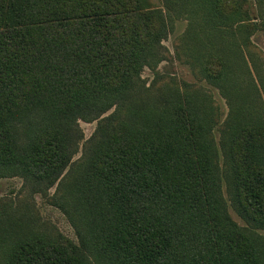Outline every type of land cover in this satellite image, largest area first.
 <instances>
[{
    "label": "trees",
    "instance_id": "obj_1",
    "mask_svg": "<svg viewBox=\"0 0 264 264\" xmlns=\"http://www.w3.org/2000/svg\"><path fill=\"white\" fill-rule=\"evenodd\" d=\"M163 3L0 0V180L56 186L77 238L2 210L0 264H264V103L243 51L264 19L248 0ZM181 19L175 59L225 88L221 149L211 99L141 79ZM79 121L97 126L72 162Z\"/></svg>",
    "mask_w": 264,
    "mask_h": 264
},
{
    "label": "rangeland",
    "instance_id": "obj_2",
    "mask_svg": "<svg viewBox=\"0 0 264 264\" xmlns=\"http://www.w3.org/2000/svg\"><path fill=\"white\" fill-rule=\"evenodd\" d=\"M248 1L250 4V16L254 22L259 23L261 17L264 19V0ZM148 2L152 8L164 10L163 0H148ZM187 27L188 22L186 20L174 21L173 31L161 43L162 48L167 51V53L161 52L166 60L159 62L153 71L149 68H144L141 73V79L146 83V87L152 86L155 82L159 85L160 82L163 85H170L172 88L187 89L192 95L199 97L206 96L211 99L212 103L210 106L215 109L214 114H216L219 120L218 126L214 129V136L219 149H221L220 131L221 129L223 130L230 114L229 103L225 97V93H222L225 92V88L222 89L223 91H220L211 86L206 80L198 79L193 75V71L188 65L175 59V43L185 33ZM240 36L243 35H237L238 41ZM249 42L248 45L243 47L245 57L247 58L244 66L247 65L249 71V77L247 78L259 90L260 95H258L264 103V89L262 87L264 86V30L262 28L261 30H255ZM160 79L162 80L160 81ZM184 86H186V89H184ZM228 90L235 93V90ZM252 97L254 98V94ZM238 103L241 104L240 102ZM242 105L249 109L251 107L250 104H246V106L245 104ZM111 112L112 110L105 114V116ZM96 126L97 121L91 123L77 122L79 138L77 139L76 153L73 155L72 162L80 160L84 144L93 135ZM55 190L56 186L45 193H35L34 187L25 185L20 178L2 179L0 180V211H7L15 222H19L22 225L34 223V227L37 230L51 234L52 236L58 233L74 244H77L74 230L66 216L54 204L55 199L58 198ZM229 210L232 219L240 226H243V221L231 208Z\"/></svg>",
    "mask_w": 264,
    "mask_h": 264
}]
</instances>
